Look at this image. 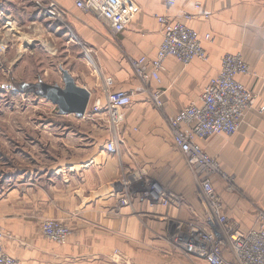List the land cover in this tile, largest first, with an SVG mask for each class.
Segmentation results:
<instances>
[{
  "label": "crops",
  "instance_id": "0c3cea01",
  "mask_svg": "<svg viewBox=\"0 0 264 264\" xmlns=\"http://www.w3.org/2000/svg\"><path fill=\"white\" fill-rule=\"evenodd\" d=\"M54 1L65 16L48 20L46 29L60 48L61 66L91 97L84 118L61 116L49 102L57 118L28 122L19 136L21 151L6 150L5 158L0 150L6 254L21 264H208L187 242L197 227L221 228L207 223L200 177L175 147L170 121L188 105H201L226 55L243 57L251 73L237 80L257 96L254 109L234 136H213L199 144L220 164L223 176L212 181L232 227L248 232L256 226L264 212V0H177L172 8L163 0H132L136 16L120 34L96 13L79 9L76 0ZM159 16L196 32L208 60L184 65L169 58L161 81L144 83L132 62L157 57L163 41ZM61 70L54 73L56 81H62ZM109 78L114 90L129 93L133 101L122 112L116 154L106 151L114 137L110 124L104 114L94 113L107 103ZM55 80L41 81L63 86ZM155 92L161 107L152 99ZM148 184L173 200L167 205L141 200L138 193ZM124 197L129 198L126 206L120 203ZM46 219L69 226L66 245L42 235ZM223 255L233 264L230 249Z\"/></svg>",
  "mask_w": 264,
  "mask_h": 264
},
{
  "label": "built area",
  "instance_id": "2783aa9c",
  "mask_svg": "<svg viewBox=\"0 0 264 264\" xmlns=\"http://www.w3.org/2000/svg\"><path fill=\"white\" fill-rule=\"evenodd\" d=\"M163 2L168 8H172L177 0ZM35 6L41 14L52 21L61 20L65 16L64 8L54 0H35ZM76 6L105 19L117 34L123 33L136 16L132 0H76ZM187 19L191 17L187 16ZM157 20L163 34L157 57L154 60L143 57L132 62L142 82L149 83L151 80L160 82V75L165 70V63L169 58H174L184 65H189L194 60L203 62L208 60L196 32L169 16H159ZM209 38L210 36L206 37ZM248 67L241 55H226L222 59L220 73L206 86L201 97V105L195 103L188 105L170 121L175 147L183 155L189 168L200 177L199 188L209 212L207 223L210 225L215 223L221 228L220 233L208 227H197L194 229L193 237L187 242L188 248L199 254L208 264H229L223 255L225 248L230 249L234 258L233 264H264V213H261L257 226L248 232L232 227L224 214L223 204L212 181L215 175L223 176L220 164L199 144V141L213 136H234L244 118L254 109L257 96L237 80L238 76L250 74ZM106 85L107 103L104 107H95L94 113L106 114L111 132L114 134L106 144V151L116 154L117 134L124 120L122 112L129 108L133 101L129 93L112 89L111 79L106 81ZM154 95L156 105L161 107L160 93L155 92ZM227 183L231 185L229 180ZM138 195L141 200L161 202L163 205L173 200L171 194H167L154 184L146 185ZM120 203L126 206L129 204V198L124 197ZM43 233L45 238L59 244H64L70 235L69 230L57 222H46L43 225ZM3 239L4 235L0 231V264H17L4 254Z\"/></svg>",
  "mask_w": 264,
  "mask_h": 264
},
{
  "label": "rangeland",
  "instance_id": "374dc122",
  "mask_svg": "<svg viewBox=\"0 0 264 264\" xmlns=\"http://www.w3.org/2000/svg\"><path fill=\"white\" fill-rule=\"evenodd\" d=\"M198 4L199 3L196 4V7ZM33 18L37 19L34 20ZM48 20L51 21L44 14L40 15L39 9L35 6V0H0V150L2 156L5 158H7L6 155L8 154L6 150H16V152H18V150L21 151L23 149L22 137L19 136L24 134L22 131L23 129L28 128V122L32 120L57 118L54 107H52L46 99L38 97L30 92V90L32 91L33 89L29 88L23 90L24 93L20 90L23 84L35 86L41 80L54 83V73L56 71H59L60 68L68 70L66 65L61 66L63 62L59 57L60 48L55 44L54 36L46 29ZM247 66L249 65L247 64ZM248 68L250 71V67ZM56 83H62L60 78ZM111 88L113 89V86H111ZM27 91H29V93H26ZM152 96L155 102V95L153 94ZM159 101H161L160 95ZM103 114L107 124H109L106 114ZM8 121H14L16 123L15 126L10 127L8 125L7 127V124H11L8 123ZM8 141L10 142L7 143ZM6 160L7 159H4V162ZM232 185L233 184H231V186ZM261 213L264 212L261 211L259 217ZM46 222L60 223L69 230L70 235L64 244H59L46 238L54 244L60 246L66 245L71 236V229L69 226L58 220L46 219L41 224V233L43 236V225ZM213 224L215 226L217 225L215 223ZM211 229L218 232L216 227H211ZM0 231L4 235L2 241L4 248L6 234L1 228ZM221 236L223 235L221 234ZM4 254L17 262V264H21L18 260L7 255L5 248Z\"/></svg>",
  "mask_w": 264,
  "mask_h": 264
},
{
  "label": "water",
  "instance_id": "95a60500",
  "mask_svg": "<svg viewBox=\"0 0 264 264\" xmlns=\"http://www.w3.org/2000/svg\"><path fill=\"white\" fill-rule=\"evenodd\" d=\"M62 75L63 86L48 85L39 81L35 86L23 84L20 90L22 92L29 88L33 89L30 92L56 106L61 116L75 115L78 118H84L91 97L90 92L79 87L67 70H62Z\"/></svg>",
  "mask_w": 264,
  "mask_h": 264
}]
</instances>
